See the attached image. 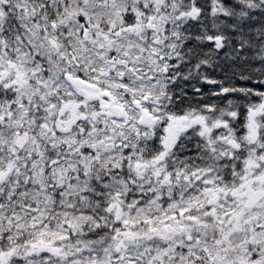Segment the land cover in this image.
<instances>
[{"label": "snow or ice", "instance_id": "obj_1", "mask_svg": "<svg viewBox=\"0 0 264 264\" xmlns=\"http://www.w3.org/2000/svg\"><path fill=\"white\" fill-rule=\"evenodd\" d=\"M0 264H264V0H0Z\"/></svg>", "mask_w": 264, "mask_h": 264}]
</instances>
